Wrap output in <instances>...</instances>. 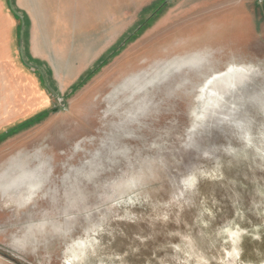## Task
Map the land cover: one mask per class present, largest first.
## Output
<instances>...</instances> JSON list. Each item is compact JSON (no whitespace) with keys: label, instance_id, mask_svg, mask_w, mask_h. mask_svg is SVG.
Segmentation results:
<instances>
[{"label":"water","instance_id":"95a60500","mask_svg":"<svg viewBox=\"0 0 264 264\" xmlns=\"http://www.w3.org/2000/svg\"><path fill=\"white\" fill-rule=\"evenodd\" d=\"M0 264H264V50L97 133Z\"/></svg>","mask_w":264,"mask_h":264},{"label":"rangeland","instance_id":"374dc122","mask_svg":"<svg viewBox=\"0 0 264 264\" xmlns=\"http://www.w3.org/2000/svg\"><path fill=\"white\" fill-rule=\"evenodd\" d=\"M101 8L112 14L107 29L95 43H79L81 68H99L74 92L86 74L61 86L24 51L19 58L36 78L27 86L47 99L35 100L0 70V132L51 109L0 142V246L21 251L97 133L238 55L264 50V0H96L93 18L102 26ZM74 47L67 52L75 57ZM60 66L75 75V64Z\"/></svg>","mask_w":264,"mask_h":264},{"label":"crops","instance_id":"0c3cea01","mask_svg":"<svg viewBox=\"0 0 264 264\" xmlns=\"http://www.w3.org/2000/svg\"><path fill=\"white\" fill-rule=\"evenodd\" d=\"M200 1L207 3L210 0ZM101 9L104 16L102 26L100 20L93 18L96 17V0H0V70L6 77L23 82L27 93L35 100L40 98L41 101L42 96L47 99L45 95L39 97L35 87L27 86L29 83L35 85L36 78L26 71L25 58L20 60L19 52H25L29 65L36 67L37 71L43 67L48 69L61 86L73 83L89 69L80 65L83 47L79 46L80 41L95 43L97 36L107 29L106 16L111 18L112 14ZM80 32L89 35L81 37ZM16 43L21 45L18 51L14 50ZM75 45L74 57V50L72 55L67 51L74 49ZM98 58L93 57L89 63H95ZM60 64H68L67 69L70 64H75V75L63 74L64 67Z\"/></svg>","mask_w":264,"mask_h":264},{"label":"trees","instance_id":"16d2710c","mask_svg":"<svg viewBox=\"0 0 264 264\" xmlns=\"http://www.w3.org/2000/svg\"><path fill=\"white\" fill-rule=\"evenodd\" d=\"M163 3V2H162ZM164 5L162 6H157L156 9H154L152 15L146 20L145 23H143L129 38L128 40L135 38L136 34L145 27V25H147L154 17H156V15H158L160 13V11L163 9ZM107 62V59H103V61L100 63L101 65L105 64ZM99 68V67H97ZM92 70L89 71V73H87L85 75V78L77 83L75 86L72 87L71 89V93L74 92L75 90H77L86 80H88L94 73L96 70ZM51 111V109L49 108H45L42 109L38 112H36L34 115L30 116L29 118H26L23 121L17 122L11 126H9L7 129H5L4 131L0 132V142L5 140L7 137L19 132L20 130L27 128L29 126H31L32 124L42 120L43 118H45L48 113Z\"/></svg>","mask_w":264,"mask_h":264}]
</instances>
